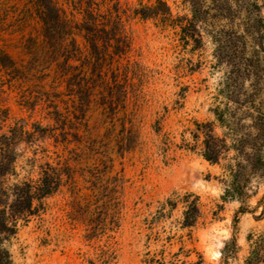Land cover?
I'll return each mask as SVG.
<instances>
[{
  "label": "rangeland",
  "instance_id": "obj_1",
  "mask_svg": "<svg viewBox=\"0 0 264 264\" xmlns=\"http://www.w3.org/2000/svg\"><path fill=\"white\" fill-rule=\"evenodd\" d=\"M53 1L71 33L44 25L42 0H0V55L12 61L0 67V137L17 135L4 187L36 186L49 165L63 170L59 189L34 201L6 241L13 264H223L234 237L228 264H245L264 232V178L241 213L223 198L233 154L219 164L202 156L196 124L225 134L216 112L230 71L209 32L194 47L169 19L134 15L155 0H113L127 54L73 70L80 62L66 57L91 60L76 28L90 0ZM164 1L176 23L192 17L187 0ZM186 193L200 197L192 229L181 227L184 205L167 204Z\"/></svg>",
  "mask_w": 264,
  "mask_h": 264
},
{
  "label": "trees",
  "instance_id": "obj_2",
  "mask_svg": "<svg viewBox=\"0 0 264 264\" xmlns=\"http://www.w3.org/2000/svg\"><path fill=\"white\" fill-rule=\"evenodd\" d=\"M42 1L44 25L57 27L62 35L70 28L71 33L69 21L61 15L55 2ZM187 1L192 17L178 20L179 23L164 0H155L150 6L141 5L134 10V15L145 20L169 19L180 28L182 39L186 43L193 42L194 47L202 44L201 29H205L215 44L216 58L230 67L226 82L228 103L216 112L225 134L217 135L214 123H197L195 137L202 138V156L211 164H219L233 154L227 165L229 180L223 198L240 201V212L246 213L253 181L264 178V0ZM76 28L83 34L91 60L66 57L67 62H80L78 66H69L70 69H88L91 61L120 58L130 48L120 8L113 0H90L84 21ZM8 61L12 64L7 55H0V67H9ZM16 143L14 132L11 137H0V264H13L5 243L16 233L18 221L31 215L34 201L54 194L63 180V170L57 173L49 165L38 185L23 183L5 188V177L14 171ZM180 203L184 205L181 227L192 229L201 217L200 197L186 193L169 199L167 204L176 208ZM251 241V252L245 264H264V232ZM238 248L234 237L222 251V263L228 264Z\"/></svg>",
  "mask_w": 264,
  "mask_h": 264
}]
</instances>
